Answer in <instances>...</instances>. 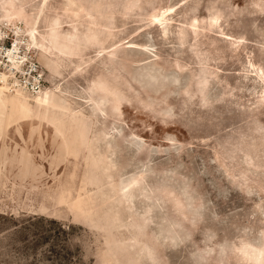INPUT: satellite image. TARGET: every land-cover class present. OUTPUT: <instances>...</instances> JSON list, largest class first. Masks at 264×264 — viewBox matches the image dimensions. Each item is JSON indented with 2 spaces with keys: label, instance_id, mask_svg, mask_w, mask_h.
<instances>
[{
  "label": "rangeland",
  "instance_id": "obj_1",
  "mask_svg": "<svg viewBox=\"0 0 264 264\" xmlns=\"http://www.w3.org/2000/svg\"><path fill=\"white\" fill-rule=\"evenodd\" d=\"M0 264H264V0H0Z\"/></svg>",
  "mask_w": 264,
  "mask_h": 264
},
{
  "label": "bare ground",
  "instance_id": "obj_2",
  "mask_svg": "<svg viewBox=\"0 0 264 264\" xmlns=\"http://www.w3.org/2000/svg\"><path fill=\"white\" fill-rule=\"evenodd\" d=\"M10 61L13 62L14 64L16 63V59L17 57H15V55H13L11 52H10ZM20 63V61L18 62ZM2 80L5 82L7 80V77L5 75L2 76Z\"/></svg>",
  "mask_w": 264,
  "mask_h": 264
}]
</instances>
